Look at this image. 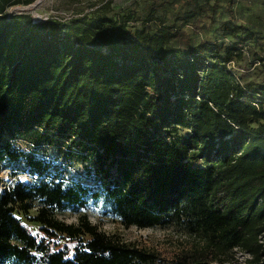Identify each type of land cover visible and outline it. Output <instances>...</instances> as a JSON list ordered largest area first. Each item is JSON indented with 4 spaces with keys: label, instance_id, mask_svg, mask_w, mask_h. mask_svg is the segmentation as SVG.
<instances>
[{
    "label": "trees",
    "instance_id": "obj_1",
    "mask_svg": "<svg viewBox=\"0 0 264 264\" xmlns=\"http://www.w3.org/2000/svg\"><path fill=\"white\" fill-rule=\"evenodd\" d=\"M33 1L0 0L5 152L20 155L9 141L26 127L66 136L91 160L125 226L190 222L203 245L167 260L107 235L86 214L78 226L62 222L58 211L85 207L100 193L54 176L0 192V264H33L38 253L42 264H217L233 250L250 254L245 264H264V83H243L229 68L241 46H178L181 25L166 24L155 7L134 31L131 15L7 16L8 7ZM235 3L227 0L230 16ZM195 14L177 21L188 24ZM158 20L156 29L146 25ZM29 164L41 176L53 169L33 157ZM35 206L40 235L19 215ZM56 232L86 237L60 246Z\"/></svg>",
    "mask_w": 264,
    "mask_h": 264
},
{
    "label": "rangeland",
    "instance_id": "obj_2",
    "mask_svg": "<svg viewBox=\"0 0 264 264\" xmlns=\"http://www.w3.org/2000/svg\"><path fill=\"white\" fill-rule=\"evenodd\" d=\"M226 4L227 0H34L28 5L8 7L7 16L15 13L30 14L33 20L38 22L44 21L45 18L69 21L93 14L116 18L131 15L133 18L129 23L131 30L134 31L145 26L147 14L155 7L166 24L181 25V34L174 44L187 47L196 46L203 41L237 43L241 46L243 54L241 57L236 54L229 68L243 83L248 81L264 83V0H236L233 7L234 16L226 12ZM193 9L196 14L191 16L188 24L177 21L183 13L192 14ZM224 22L235 30H226ZM160 24L161 21L158 20L148 22L146 25L156 29ZM9 143L10 151L20 155L13 157L10 152H5V142L0 144V192L16 182L32 185L40 180H51L54 176L64 179L65 183L81 182L90 187V194L97 191L100 195H89L85 207H68L58 211L56 217L60 221L78 226L80 216L86 214L90 223L107 235L119 237L146 251L160 254L168 258L167 260L175 251L203 245L202 238L191 230L190 222L171 220L164 226L147 228L125 226L113 210L111 201L104 196L103 183L97 181L91 160H85L79 148L73 146L72 141L66 136L40 130L38 127L33 129L26 127ZM30 157L40 162L51 163L53 169L43 176L39 175L32 170L29 164ZM37 213L38 206H35L28 213L19 215L34 234L40 235V223L34 218ZM85 237L81 236L76 241L66 234L56 232L55 243L74 247ZM243 262L244 257L241 253L233 250L225 254L222 262L217 261V264ZM5 264L26 263L10 260ZM33 264H42L40 253Z\"/></svg>",
    "mask_w": 264,
    "mask_h": 264
},
{
    "label": "built area",
    "instance_id": "obj_3",
    "mask_svg": "<svg viewBox=\"0 0 264 264\" xmlns=\"http://www.w3.org/2000/svg\"><path fill=\"white\" fill-rule=\"evenodd\" d=\"M13 15V14H12ZM46 19H48V18H45L44 20H46ZM40 21H42V20H40ZM40 21H38V22H40ZM33 22H37V21H33ZM264 240V236L262 235L261 237H260V241H263ZM238 252H240L241 253V255L244 257V262H243V264H245V259H248V258H250V254L249 253H246V252H244V251H241V250H238Z\"/></svg>",
    "mask_w": 264,
    "mask_h": 264
}]
</instances>
